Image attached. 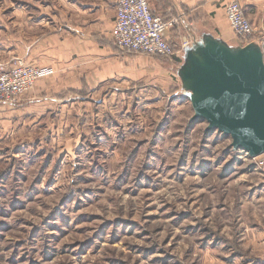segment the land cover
Wrapping results in <instances>:
<instances>
[{"label":"rangeland","instance_id":"1","mask_svg":"<svg viewBox=\"0 0 264 264\" xmlns=\"http://www.w3.org/2000/svg\"><path fill=\"white\" fill-rule=\"evenodd\" d=\"M18 2L0 0V30ZM178 101L108 107L105 141L68 156L0 148V264H239L236 239L264 220V154L233 150Z\"/></svg>","mask_w":264,"mask_h":264},{"label":"crops","instance_id":"2","mask_svg":"<svg viewBox=\"0 0 264 264\" xmlns=\"http://www.w3.org/2000/svg\"><path fill=\"white\" fill-rule=\"evenodd\" d=\"M148 1L155 15L182 19V30L167 33L178 50L168 62L175 70L183 62L182 41L209 33L231 46L242 45L225 15L229 0ZM239 1L252 23L253 41L264 51V0ZM13 16L0 30V63L23 58L39 67L41 76L20 104L0 102L1 149L13 145L25 154L30 147L47 146L68 156L74 147L105 141L108 126L115 127L107 123L109 108L114 115L112 109L128 101L138 108L167 97L169 108L188 99L184 91L173 90L177 85L163 82L176 77L158 56L129 54L116 45L115 0H19ZM235 243L241 252L233 253L230 263L264 264V220L257 227L247 222Z\"/></svg>","mask_w":264,"mask_h":264},{"label":"water","instance_id":"3","mask_svg":"<svg viewBox=\"0 0 264 264\" xmlns=\"http://www.w3.org/2000/svg\"><path fill=\"white\" fill-rule=\"evenodd\" d=\"M183 50L177 76L194 111L190 121H206V131L230 137L234 150L264 154L262 46H231L208 33Z\"/></svg>","mask_w":264,"mask_h":264},{"label":"built area","instance_id":"4","mask_svg":"<svg viewBox=\"0 0 264 264\" xmlns=\"http://www.w3.org/2000/svg\"><path fill=\"white\" fill-rule=\"evenodd\" d=\"M217 1V0H210ZM116 19L113 37L116 45L129 54H145L172 58L177 54L175 46L167 39V33L179 28L182 19L170 15H155L148 0H115ZM225 15L235 35L240 40L253 33V26L239 0H229ZM186 40L182 46L188 45ZM41 76V69L23 58L11 63H0V102L18 105L24 95L33 89ZM264 175V160L261 161Z\"/></svg>","mask_w":264,"mask_h":264},{"label":"trees","instance_id":"5","mask_svg":"<svg viewBox=\"0 0 264 264\" xmlns=\"http://www.w3.org/2000/svg\"><path fill=\"white\" fill-rule=\"evenodd\" d=\"M251 37H252V36H249L247 39L242 40L243 42H245L244 45H246V44L252 42V40H248V39H250ZM249 41H250V42H249ZM238 252H240V251H238Z\"/></svg>","mask_w":264,"mask_h":264}]
</instances>
